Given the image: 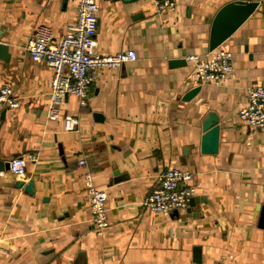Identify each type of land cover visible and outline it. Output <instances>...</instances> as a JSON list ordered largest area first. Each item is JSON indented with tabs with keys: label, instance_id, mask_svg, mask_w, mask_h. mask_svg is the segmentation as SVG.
Here are the masks:
<instances>
[{
	"label": "crops",
	"instance_id": "crops-1",
	"mask_svg": "<svg viewBox=\"0 0 264 264\" xmlns=\"http://www.w3.org/2000/svg\"><path fill=\"white\" fill-rule=\"evenodd\" d=\"M96 1L98 52L136 59L100 69L86 106L63 97L62 114L80 121L65 131L45 117L51 70L24 46L38 25L59 42L78 0H0V87L18 100L0 108V264H264V133L238 117L246 88H264V5L218 47L232 76L193 86L188 56L209 51L210 19L233 0H176L161 15L151 0ZM16 156L37 159L15 175ZM167 167L190 171L195 190L162 215L142 202ZM85 171L107 193L102 235Z\"/></svg>",
	"mask_w": 264,
	"mask_h": 264
},
{
	"label": "built area",
	"instance_id": "built-area-1",
	"mask_svg": "<svg viewBox=\"0 0 264 264\" xmlns=\"http://www.w3.org/2000/svg\"><path fill=\"white\" fill-rule=\"evenodd\" d=\"M155 11L161 15L164 10L174 11L176 0H151ZM264 5V0H257ZM97 11L96 0H78L76 17L59 42H54L51 29L46 25H38L27 39L25 49L34 61H42L51 70L49 99L46 106L47 120L63 119L65 131H74L79 126V116L62 114L61 103L65 95L78 98L80 106H86L88 88L96 78L100 69H118L125 62L136 59L133 50L120 51L114 54H101L97 50ZM194 68L188 76L193 86L219 85L232 76V54L226 50L215 48L202 55L188 56ZM18 100L8 86L0 87V108H15ZM239 119L249 127L264 133V88H246L245 105L238 111ZM35 161L36 156H28ZM22 156L9 160V170L15 175H22L26 170V161ZM83 158L79 164L84 165ZM192 173L178 167H167L157 178L156 186L143 200V206L162 215L185 208L194 193ZM85 192L89 199L91 221L98 235H102L108 226L106 216L107 193L104 188L97 187L89 171L83 173ZM222 264V263H215Z\"/></svg>",
	"mask_w": 264,
	"mask_h": 264
},
{
	"label": "water",
	"instance_id": "water-1",
	"mask_svg": "<svg viewBox=\"0 0 264 264\" xmlns=\"http://www.w3.org/2000/svg\"><path fill=\"white\" fill-rule=\"evenodd\" d=\"M258 7L257 0H233L223 4L210 19L209 50L219 47L254 11L259 9ZM9 57L8 45L0 41V59L7 61ZM214 130L216 132V129ZM215 145L216 134L212 139V151L215 150Z\"/></svg>",
	"mask_w": 264,
	"mask_h": 264
}]
</instances>
